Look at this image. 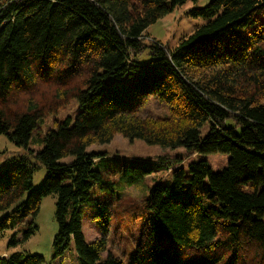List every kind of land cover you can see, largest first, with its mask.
<instances>
[{"label": "trees", "instance_id": "trees-1", "mask_svg": "<svg viewBox=\"0 0 264 264\" xmlns=\"http://www.w3.org/2000/svg\"><path fill=\"white\" fill-rule=\"evenodd\" d=\"M187 1L0 0V136L24 151L0 153V239L18 228L10 246L18 234L28 240L42 201L55 196L54 259L73 251L79 264H126L107 252L109 225L125 187L154 165L111 166L106 155L88 152L119 135L182 148L186 157L230 156L221 172L206 160L190 163L189 177L168 167L172 180L150 189L128 264H264V0H210L187 12L205 23L175 48L147 42L148 28ZM146 51L152 60L139 62ZM47 87L55 92L37 98ZM50 95L80 110L41 136L44 116L56 110ZM151 99L169 115H143ZM32 139L40 150L30 148ZM32 159L48 170L37 189ZM90 204L103 235L96 243L83 233ZM44 262L23 253L0 258Z\"/></svg>", "mask_w": 264, "mask_h": 264}, {"label": "rangeland", "instance_id": "rangeland-1", "mask_svg": "<svg viewBox=\"0 0 264 264\" xmlns=\"http://www.w3.org/2000/svg\"><path fill=\"white\" fill-rule=\"evenodd\" d=\"M210 0H198L196 4L192 0H188L183 7L176 9L173 13L160 19L157 23L150 26L147 30V42H160L169 48H175L179 41L187 35L193 33L200 25L205 23L202 18H193L187 14L192 7H204ZM139 62H149L151 57L148 51L138 58ZM112 85H120L121 82L115 78L110 79ZM50 91L55 92V87L43 88L37 95V98L47 95ZM38 99V100H40ZM22 100V99H21ZM45 100L53 103L52 109L54 113L44 116V124L41 127V136L53 128L55 122L64 120L66 117H75L80 110L78 103L74 100L66 102L65 99L57 101L48 96ZM143 115L152 117H167L169 110L160 105L156 100L151 99L143 107ZM227 125H233L232 121H228ZM202 135L208 132V126L202 128ZM31 149L40 150L41 145L36 144L32 139L30 143ZM8 151L10 157L17 152L24 154L23 150H19L5 136H0V153ZM88 152L102 153L106 155V163H126L128 161L145 160L150 161L154 165V171L146 176L142 181L135 184L127 185L122 194L121 201L116 204V214L109 225V232L106 236L107 252L115 257L120 258L128 264L135 256V246L139 238L140 214L145 208L147 199L149 198L150 189L155 185H167L172 180L171 170L168 167L182 168L189 177L188 166L190 163L206 160L213 172H221L228 165L229 155L212 154V155H191L186 157L182 148L171 149L162 148L160 146H150L141 140L130 142L122 136H115L113 141L104 145H93ZM182 158V161L179 159ZM71 158L65 159L69 162ZM5 164V158L0 157V169ZM32 164L36 167L33 185L37 189L44 183L48 170L37 160L32 159ZM111 173H108L110 176ZM118 175H112L111 178L116 179ZM118 180V179H116ZM92 197H99L97 187L92 191ZM56 203L55 196L46 197L40 207V213L36 219L37 230L28 240H22V234H18L21 240L18 245L10 246V242L18 228L10 229L5 232L0 239V258L7 257L15 253H23L25 255H40L44 258V264H79L78 259L73 251L67 252L64 256L54 259L52 244L55 235L58 232V224L56 221ZM92 204L86 208L82 224L83 233L86 242H99L103 235L100 229V220L94 217ZM147 215L146 213H142ZM4 213L0 212V219ZM106 256V253L104 254Z\"/></svg>", "mask_w": 264, "mask_h": 264}]
</instances>
